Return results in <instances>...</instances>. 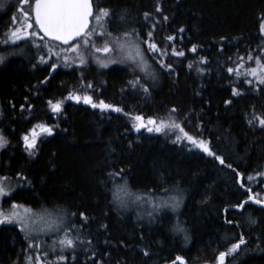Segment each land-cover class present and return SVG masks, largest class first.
Listing matches in <instances>:
<instances>
[{"label": "trees", "instance_id": "1", "mask_svg": "<svg viewBox=\"0 0 264 264\" xmlns=\"http://www.w3.org/2000/svg\"><path fill=\"white\" fill-rule=\"evenodd\" d=\"M5 1L0 0L5 5L0 8V36L17 4V0ZM156 3L157 0H102V6L114 13L110 29L133 26L143 35L152 23L144 20L143 13L152 12L154 19L160 21L155 28L156 41H162L161 46L174 44L186 53L182 58L163 57L165 62L173 63L172 73L160 69L151 59L153 55L159 59V54L146 53L156 72L155 80L140 74L148 93L127 87L132 73L124 64L97 68L89 58L87 68L61 66L48 83L40 84L47 68L32 69L28 51L3 63L0 131L9 145L0 150V174L11 177L13 187L17 173L31 181L30 186L24 184L16 189L14 198L18 202L33 207H61L70 216L84 212L88 223L82 235L92 240L98 255L110 254L106 264H172L177 256L183 257L186 264H216L218 253L225 251L240 233L247 244L227 257L226 264H264V208L251 202L243 211L231 207L247 198L231 169L186 140L173 142L175 134L134 131L132 120L123 113L71 101L66 102L60 116L48 109V99L63 98L72 90L87 92L94 101L102 99L122 107L124 112L142 115L145 120L167 118L175 107L173 118L190 135L209 140L212 149L238 171L245 176L261 171L264 130L250 128L246 114L253 110L264 114V94L252 93L247 85L236 84L226 67L233 66L237 55L259 51L257 17L264 13V0H160L163 15L169 18L166 22L154 12ZM124 13L125 19L121 21L119 17ZM180 28H184L183 33L178 32ZM168 35L176 40H164ZM194 44L198 50L191 53L188 49ZM10 47L19 51L24 42ZM199 57L207 58V63L199 64L203 73L196 71V64L192 69L187 67L191 61L198 62ZM88 82L94 89L86 87ZM233 86L240 87L246 95L232 97ZM25 96L33 106L31 114L19 110ZM228 99L233 102L226 106L224 101ZM10 102L16 104L15 109ZM41 121L58 127H54L52 136L38 143L35 156H29L20 137L32 124ZM120 169H124L123 179L117 177L116 182L123 184L126 180L128 187L136 191L151 195L173 190L182 193L184 200L178 214L161 211L147 218L137 216L129 203L126 207L113 203L109 191L113 181L108 173ZM251 187L253 191L259 190L257 185ZM249 217L257 224L251 225ZM75 219L79 226L78 215ZM226 219L239 222L240 227L226 223ZM174 226L186 229L188 239L185 240V233L175 232ZM25 246L23 234L15 225L9 230L2 228L0 264H12L17 257L23 264L21 250ZM145 250L150 255H143ZM86 255L90 253L78 251L76 264H85Z\"/></svg>", "mask_w": 264, "mask_h": 264}, {"label": "snow or ice", "instance_id": "2", "mask_svg": "<svg viewBox=\"0 0 264 264\" xmlns=\"http://www.w3.org/2000/svg\"><path fill=\"white\" fill-rule=\"evenodd\" d=\"M5 7L0 4V8ZM15 11L11 15L6 31L0 36V47L20 46L24 42V47H20L19 51H2L0 52V64L5 63L9 56L22 55L24 48L29 47L37 50V57L32 67L37 68L46 66L48 75L40 84L48 83L52 73L56 72L61 66L65 68L75 67L84 69L89 66V58H91L100 68H108L114 64H124L130 67L132 79L127 81V87L132 90L138 88L144 93H148L149 89L142 83L143 77L156 79V72L146 53L159 54L158 59L153 55L151 59L159 64V68L172 73L175 71L173 63L165 62L163 57H185L186 53L183 49H177L174 44L161 46L162 41L155 39V28L160 23L154 19L153 13L145 11L143 18L145 21L152 20L150 28L143 35L141 32L132 28L131 30H117L109 28L112 24L113 10L109 7L102 6V0H17L14 6ZM155 13L162 15L163 20L168 21V16L163 15V9L160 0H157ZM121 21L125 19L122 15L119 17ZM258 27L257 34L261 38V46L259 51H248L245 56L237 55L233 66L226 67V72L230 77H234L236 84L247 85L252 93L264 94V13L257 17ZM178 32L183 33L184 28H180ZM182 39V37H181ZM226 39L221 37V40ZM164 40L172 42L176 40L173 35L164 37ZM98 41L100 43L98 44ZM170 49V51H169ZM197 45H192L188 49L191 53H196ZM223 49L221 48V51ZM53 57L56 59L53 60ZM232 60V57H228ZM207 63L206 57H199L197 61H191L187 67L193 68L196 64V71L203 73L204 69L199 64ZM254 64V66H248ZM143 74V77L140 75ZM83 78V73H81ZM231 83V81H230ZM37 88V86H33ZM88 89H94L91 82L86 84ZM232 97H241L246 93L237 86L231 89ZM83 103L90 105L94 109L101 111H113L123 113L132 120V129L140 132L145 129L149 133H172L175 134L173 142L181 140L188 141L195 148L202 151L207 156L213 157L219 164L229 168L235 173L236 183L240 189H243L247 195V199L240 203L232 205V208L243 211L245 206L251 202L264 208V195L261 192H254L250 186V182L258 181L264 184V171H256L254 174H248L238 171L226 159L218 155L211 147V142L201 136L190 135L185 130L183 124L173 118L172 114L177 112L173 107L167 118L149 117L145 120L142 115H132L124 112L120 106L106 103L104 100L94 101L93 95L87 92L72 90L66 96L60 99H48L47 106L54 116H60L64 112L66 102ZM232 100H225L226 106L232 104ZM11 103V102H10ZM13 109L16 108L15 103H11ZM32 104L28 102V97H24V103L19 105L21 113L27 111L31 114ZM3 113L0 112V115ZM27 118V117H26ZM246 123L250 128L264 130V114H258L253 110L250 114H246ZM54 127L58 125H49L45 122H37L32 124L20 137L23 142L24 151L29 156H35L38 150V143L42 142V138L49 137L54 134ZM199 130L200 126L197 125ZM9 145L7 137L0 132V150L5 149ZM124 169L112 171L108 173V177L113 181V188L109 189L112 193V202L120 207H126L128 201L124 197H128L132 202L143 200V196L133 193L129 190L127 181L123 184L116 182V178L123 179ZM17 183L13 187L9 181L11 177L5 175L0 176V225H15L19 233L23 234L26 246L22 248L23 264H76L78 259V251L82 250L86 255L85 264H106V259L110 255L105 252L102 256L98 255L96 250L92 248V240L82 235L83 229L88 223V217L84 212L79 214L73 212L71 216L73 220L68 222V214L62 209L49 210L43 206L34 208L22 202H18L14 198L17 188L23 187L24 184L31 185V181L22 173H17ZM21 181L23 183H21ZM249 182V183H246ZM164 191H167L165 189ZM123 194V195H122ZM148 203L153 205V211L159 212L164 208L171 207L175 210L180 200L177 197H171L170 201L161 200ZM229 209H225L227 212ZM79 218V226L76 217ZM151 216L152 213L150 212ZM228 224H234L238 228L239 222L232 219H226ZM249 223L256 225L257 221L249 217ZM106 227V225H101ZM173 230L177 233H185V240L188 239L186 229L182 226H174ZM48 237L51 241L44 239ZM109 241H105V244ZM247 244V240L243 233H240L238 239L228 243L225 251H220L215 257L216 264H226V258L237 254L242 246ZM143 255L148 256L150 253L144 251ZM51 257V258H50ZM186 264L183 257L177 256L172 264ZM12 264H21L19 257Z\"/></svg>", "mask_w": 264, "mask_h": 264}, {"label": "rangeland", "instance_id": "3", "mask_svg": "<svg viewBox=\"0 0 264 264\" xmlns=\"http://www.w3.org/2000/svg\"><path fill=\"white\" fill-rule=\"evenodd\" d=\"M7 1V0H6ZM5 1V2H6ZM4 2V3H5ZM123 16L125 15V13L124 14H122ZM121 15V16H122ZM10 20V19H9ZM8 23H9V21L5 24V25H7L8 26ZM132 28H135V27H133V26H129L128 28H122V29H120V31H123V30H131ZM6 29H7V27H6ZM3 50V47H0V52ZM33 52V56L32 57H34V60H36V57H37V50H36V52L35 51H32ZM34 52H35V54H34ZM16 56H18V55H16ZM16 56H9L8 57V59L7 60H9L10 58H14V57H16ZM56 58L55 57H53V60H55ZM90 61H92V62H94L91 58H90ZM95 63V62H94ZM96 64V63H95ZM97 65V64H96ZM98 66V65H97ZM97 66H95V67H97ZM97 68H100V67H97ZM1 132V131H0ZM261 171H264V166H263V168H262V170ZM0 176H1V174H0ZM260 180V178L258 177L257 178V181H253V182H250V185L251 186H254V185H257L258 186V188H259V190H257V191H254V192H261L262 193V195H264V184H261V183H259L258 181ZM9 183L13 186V182L10 180L9 181ZM129 190L131 191V192H133V193H136V194H140V195H142L143 196V200H141V201H136V202H132V200L131 199H129L128 197H124L127 201H128V205H129V207L130 208H133L134 209V211H135V214L137 215V216H140V215H145L147 218L149 217V213L151 212V213H159V212H161V211H169L170 213H173V214H178V212L180 211V208H181V206H182V203H183V200H184V195L182 194V193H180L178 190H173V191H170V192H165V193H161L162 195H151V194H148V193H142V192H139V191H136V189H133V188H129ZM123 195V194H122ZM171 197H177V198H179V200H180V204H179V206L175 209V210H173L171 207H168V208H164V209H162V210H160L159 212H155V211H153V205L152 204H150V203H148V201L149 200H151V201H153V202H159V201H161V200H168V201H170V198ZM33 207V206H32ZM34 208H39V207H34ZM45 208H47V207H45ZM47 209H49V210H58V209H62V210H64V212L65 213H67V211L64 209V208H61V207H56V208H52V207H49V208H47ZM68 214V213H67ZM144 216V217H145ZM67 220H68V222H71V216H70V214H68V216H67ZM179 225V224H178ZM44 239H46V240H48V242L50 243L51 241L48 239V237H45Z\"/></svg>", "mask_w": 264, "mask_h": 264}, {"label": "flooded vegetation", "instance_id": "4", "mask_svg": "<svg viewBox=\"0 0 264 264\" xmlns=\"http://www.w3.org/2000/svg\"><path fill=\"white\" fill-rule=\"evenodd\" d=\"M3 35V33H1V36ZM12 50H15V51H18L17 50V48H12V47H10V46H5V47H3V50L2 51H12ZM1 51V52H2ZM26 51H28V53H29V57L31 58V59H29V62H30V64L31 65H33V63H35V60H34V57H32L33 56V52L32 51H36V49H33V48H29V47H25L24 48V53L21 55V56H24L26 53ZM34 54H35V52H34ZM8 62V61H7ZM6 64V63H5ZM4 65L3 64H0V69L3 67ZM31 68L32 69H35V68H33L32 66H31ZM45 77L48 75V70H46V72H45ZM6 228V230H9V228L11 227V225H0V231H1V229L2 228ZM16 227V226H15Z\"/></svg>", "mask_w": 264, "mask_h": 264}, {"label": "water", "instance_id": "5", "mask_svg": "<svg viewBox=\"0 0 264 264\" xmlns=\"http://www.w3.org/2000/svg\"><path fill=\"white\" fill-rule=\"evenodd\" d=\"M245 200V199H244Z\"/></svg>", "mask_w": 264, "mask_h": 264}]
</instances>
